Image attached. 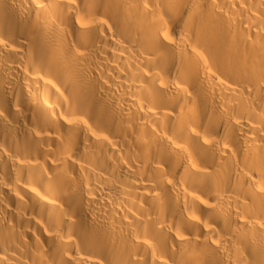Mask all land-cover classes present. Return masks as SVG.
I'll list each match as a JSON object with an SVG mask.
<instances>
[{
  "label": "bare ground",
  "instance_id": "bare-ground-1",
  "mask_svg": "<svg viewBox=\"0 0 264 264\" xmlns=\"http://www.w3.org/2000/svg\"><path fill=\"white\" fill-rule=\"evenodd\" d=\"M0 264H264V0H0Z\"/></svg>",
  "mask_w": 264,
  "mask_h": 264
}]
</instances>
